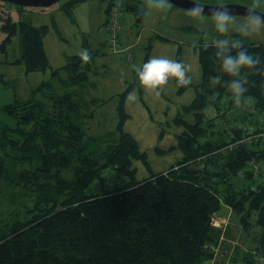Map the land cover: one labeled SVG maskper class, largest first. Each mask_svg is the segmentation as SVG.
<instances>
[{
    "label": "trees",
    "instance_id": "1",
    "mask_svg": "<svg viewBox=\"0 0 264 264\" xmlns=\"http://www.w3.org/2000/svg\"><path fill=\"white\" fill-rule=\"evenodd\" d=\"M77 1L63 10L71 14ZM118 7L143 17L134 2ZM3 19L5 42L20 34L18 61L25 69L49 67L45 26ZM233 40L261 61L259 71L241 69L246 92L235 99L228 87L233 77L223 71L213 41L198 43L202 80L185 107L193 121L178 135L181 159L142 179L132 161L146 162V154L122 129L133 84L119 101L116 129L88 134L102 100L84 99L81 89L89 85L96 51L88 61L69 56L28 99L4 105L13 124L0 122V182L12 190L8 206L15 209L0 225V264H211L220 230L207 223L224 205L244 230L259 229L253 249L264 251V43L245 42L240 33ZM77 157L81 173L69 180L63 171ZM242 259L252 264L248 254Z\"/></svg>",
    "mask_w": 264,
    "mask_h": 264
},
{
    "label": "rangeland",
    "instance_id": "2",
    "mask_svg": "<svg viewBox=\"0 0 264 264\" xmlns=\"http://www.w3.org/2000/svg\"><path fill=\"white\" fill-rule=\"evenodd\" d=\"M67 1L58 0L47 8H19L0 0V122L13 124V119L9 115H4L1 108L13 103L16 99H28L31 89L50 77L52 68L61 67L69 56L80 55L85 49L88 53L96 51L97 53L89 60L90 68L87 70L89 85L81 89L84 99L102 100L95 109V115L89 119L88 134H103L116 129L119 101L129 85L133 84V88L124 97L123 108L127 118L123 122L122 129L135 138L140 151L146 154V162L142 159L132 161L136 179H142L150 173L167 169L175 164L182 156V152L176 146L178 135L184 129L186 122L193 121V113L186 111L185 107L194 100L195 86H198L202 80L199 58L194 47L200 42L214 41L216 36L221 34L216 32L207 15L204 19L192 17L188 10L175 7L171 3L170 7L161 9L157 6L156 0H127L134 2L143 11V17L136 20L137 15L131 13L130 9L122 10L120 17L123 22L119 32L120 49L112 52L105 43L106 23L98 20L97 16L100 17L104 5L125 6L127 3L121 2L122 0H79L71 6V14H69L61 7ZM223 1L225 0L205 3H236L249 6L240 2ZM255 9L264 13V10ZM5 15L10 16L11 21L16 24L19 20H23L35 26H45L43 47L49 67L44 70L27 71L23 63L18 61L21 52L20 34L16 30L11 34L10 40L4 41L7 32L1 26ZM234 16L236 26L231 30L229 37L231 40L235 33H240L245 42L264 43V28L244 35L237 26L248 17ZM123 47L126 49L124 52H122ZM130 55L131 60L127 61V56ZM152 56H166L183 61L188 68L187 75L191 77L190 83L181 85L174 77H170L166 83L159 86L158 90L146 88L140 84L136 68ZM177 119L182 121L177 124ZM80 161V157L72 160L63 171L64 177L69 180L78 178L81 173H78ZM106 173L102 174L106 175ZM106 177L108 175L105 176V180L111 181ZM97 184L101 186L100 181ZM0 189L2 190L1 225L10 217L9 211L15 208L8 206L7 198L12 190H8L7 185L2 182H0ZM213 218L212 216L210 224L214 226ZM236 220L237 225L240 226L239 219ZM225 224L223 222L221 226L225 227ZM233 224H235L234 220L230 226L233 239L231 243L235 245L233 251L238 249L239 252L236 254L240 259L234 261L222 258L221 261H225L220 263L222 241L226 237L222 233L226 227L219 228L221 234L212 251L209 261L211 264H245L242 262V257L248 254L246 251L250 252L253 249L251 245L256 244L259 229L251 227L248 231L239 229L235 232ZM248 256L250 258L249 254Z\"/></svg>",
    "mask_w": 264,
    "mask_h": 264
},
{
    "label": "clouds",
    "instance_id": "3",
    "mask_svg": "<svg viewBox=\"0 0 264 264\" xmlns=\"http://www.w3.org/2000/svg\"><path fill=\"white\" fill-rule=\"evenodd\" d=\"M157 6L161 9L170 7V0H156ZM227 4H218L208 14L211 19L217 35L213 41L216 48V55L220 57V63L223 71L230 74L233 78L228 81L230 92L235 99L239 101L240 97L246 92V77H241V69L244 67L254 68L260 64L259 56L251 53L245 48L241 41L231 40V30L236 26V17L226 7ZM256 4L249 5L247 16L248 19L240 23L238 30L247 35L252 31L264 28V17L256 14L254 9ZM205 2L204 0H192V5L188 8V13L192 17L205 18ZM233 49H236L233 51ZM84 61L89 60L87 49L80 53ZM259 71L260 69H255ZM188 68L181 60L172 59L166 56H152L145 60L141 66L136 68L139 83L146 88L158 90L168 81L170 77H174L181 85H187L191 81V77L187 75ZM213 81L219 82L220 75L212 76Z\"/></svg>",
    "mask_w": 264,
    "mask_h": 264
},
{
    "label": "crops",
    "instance_id": "4",
    "mask_svg": "<svg viewBox=\"0 0 264 264\" xmlns=\"http://www.w3.org/2000/svg\"><path fill=\"white\" fill-rule=\"evenodd\" d=\"M69 1L70 0H68L67 2H69ZM132 1H134V0H132ZM218 1L219 0H204V2H210V3H212V2H218ZM121 2H126L127 4L133 3V2H129L127 0H122ZM223 2H240V3H243V4H247V5H251V4L255 3L257 5L256 8H258L260 10H264V0H225ZM107 5L106 6L104 5V8H102V10L100 12V17L97 16V19L98 20H102V22H106V18H107V7H108ZM130 12L133 13L131 10H130ZM119 40L121 41L120 37H119ZM103 41L104 40L102 39V42ZM127 47L130 48V46H128V45H127ZM122 49H123L122 52H124V50H126L124 47ZM128 51H129V49H128ZM92 52H94V51H92ZM126 60L127 61L131 60V55L130 56H127V59ZM213 217H214L213 218V220H214L213 221V224H214V227L215 228H218L219 229V228H225L226 227L225 228V231L222 233V235L223 234H224V236L226 235V237L223 238L222 246H221L222 252H220V253L222 254V256L219 255L221 258H220V260L219 259L218 260L220 261V263L223 262V261H225L227 258L229 260H234V261L235 260H239L240 257H239V255L236 254V253L239 252L238 249L235 250V251H233L235 245H232V243H231V241H233V239H232V230H231V227H230L231 224L233 223V220H234V223L235 224H233L232 227L235 228V232H238L239 229L240 230L241 229L243 230V228L241 227V225L240 226L237 225V222H236L237 221L236 220L237 218L235 219V216L230 212V209L227 206H225V205L218 212L214 213L213 214ZM223 222L226 223L225 224V227H222L221 226ZM220 234H221V232H220ZM251 247H253V246L251 245ZM233 252H235L234 255H232ZM226 256H228V257H226ZM222 258L225 259V260L221 261Z\"/></svg>",
    "mask_w": 264,
    "mask_h": 264
},
{
    "label": "water",
    "instance_id": "5",
    "mask_svg": "<svg viewBox=\"0 0 264 264\" xmlns=\"http://www.w3.org/2000/svg\"><path fill=\"white\" fill-rule=\"evenodd\" d=\"M7 3H11L17 6H23L26 8H47L55 4L58 0H2ZM170 3L178 8H183L188 10V8L192 5V0H170ZM227 4L226 7L233 13V15H241L247 16L248 7L246 5L236 4V3H222ZM218 4H206L205 3V15L209 16L208 14L211 10L217 6ZM254 12L261 17H264V13L254 9ZM211 223V218L208 221V225Z\"/></svg>",
    "mask_w": 264,
    "mask_h": 264
},
{
    "label": "built area",
    "instance_id": "6",
    "mask_svg": "<svg viewBox=\"0 0 264 264\" xmlns=\"http://www.w3.org/2000/svg\"><path fill=\"white\" fill-rule=\"evenodd\" d=\"M120 13L121 10L117 5L110 6L107 13L105 43L112 52L118 51L120 49ZM261 136L264 140V131L261 133ZM246 253L250 255L252 264H264V251L252 249L250 252L246 251Z\"/></svg>",
    "mask_w": 264,
    "mask_h": 264
}]
</instances>
